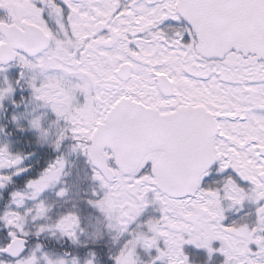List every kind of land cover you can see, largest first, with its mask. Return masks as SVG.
Listing matches in <instances>:
<instances>
[{"label": "snow or ice", "instance_id": "obj_1", "mask_svg": "<svg viewBox=\"0 0 264 264\" xmlns=\"http://www.w3.org/2000/svg\"><path fill=\"white\" fill-rule=\"evenodd\" d=\"M0 264H264V0H0Z\"/></svg>", "mask_w": 264, "mask_h": 264}]
</instances>
